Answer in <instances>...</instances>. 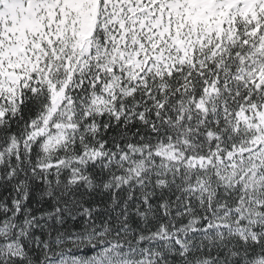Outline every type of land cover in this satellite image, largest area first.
Returning <instances> with one entry per match:
<instances>
[{
  "label": "snow or ice",
  "instance_id": "6c2138e0",
  "mask_svg": "<svg viewBox=\"0 0 264 264\" xmlns=\"http://www.w3.org/2000/svg\"><path fill=\"white\" fill-rule=\"evenodd\" d=\"M0 264H264V0H0Z\"/></svg>",
  "mask_w": 264,
  "mask_h": 264
}]
</instances>
